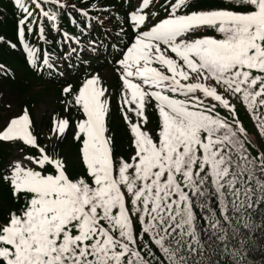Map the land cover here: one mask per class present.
<instances>
[{
    "label": "snow or ice",
    "instance_id": "6c2138e0",
    "mask_svg": "<svg viewBox=\"0 0 264 264\" xmlns=\"http://www.w3.org/2000/svg\"><path fill=\"white\" fill-rule=\"evenodd\" d=\"M12 3L17 40L0 42L66 86L48 133L27 108L0 120V264H264V0Z\"/></svg>",
    "mask_w": 264,
    "mask_h": 264
},
{
    "label": "trees",
    "instance_id": "16d2710c",
    "mask_svg": "<svg viewBox=\"0 0 264 264\" xmlns=\"http://www.w3.org/2000/svg\"><path fill=\"white\" fill-rule=\"evenodd\" d=\"M21 13L13 5L12 0H0V38H3L4 41L11 40L16 42V21ZM64 27L72 32L74 29L67 27V21L64 22ZM0 64L4 65L10 73H15L14 78L11 75L5 76L0 73V83L8 84L10 89L18 95L20 101L24 107H26L31 115L33 116V111L37 103L40 101V98L43 95H52L53 101L55 103L53 116H59L62 114L63 106L60 101L61 90L57 87H51L48 84H45V89L37 90L38 83H43V80L38 77L29 74L28 70L25 67L24 59L21 57L19 50L13 51L6 44L0 42ZM73 79V86L77 87L79 80ZM112 87L116 90L113 95V100L111 101V117H110V129L111 134L114 137L115 151L118 156L128 157L129 148L126 146L128 144V134L125 131V126L121 121V117L118 115V89L119 84L117 78L114 79ZM235 102V101H234ZM237 109L240 114V118L243 121L245 127L250 134L254 131V124L251 119L247 116L246 111L243 107L237 104ZM152 124L155 126L158 123V117L152 115ZM43 126L47 127V132H49L52 124V117L45 118L42 121ZM71 136V133H69ZM41 143H44L43 137H41ZM60 152H67L69 158L74 162L76 149L69 140H65L64 143L60 144L58 149ZM12 153V148L8 144L0 143V161L8 158ZM255 155V153H253ZM264 179V177H262ZM7 192L0 187V217L3 216L4 207L8 204L7 202Z\"/></svg>",
    "mask_w": 264,
    "mask_h": 264
},
{
    "label": "rangeland",
    "instance_id": "374dc122",
    "mask_svg": "<svg viewBox=\"0 0 264 264\" xmlns=\"http://www.w3.org/2000/svg\"><path fill=\"white\" fill-rule=\"evenodd\" d=\"M101 77L104 78L110 85L115 75H112V70L107 69L101 72ZM39 90V88H37ZM55 103L52 95H43L40 101L34 108V122L37 129L44 132V126L42 121L46 117L47 119L54 110ZM22 101L18 98L14 92H12L7 85H0V120H6L9 117L20 114L22 110ZM42 124V125H41ZM45 133V132H44Z\"/></svg>",
    "mask_w": 264,
    "mask_h": 264
},
{
    "label": "clouds",
    "instance_id": "9594fccd",
    "mask_svg": "<svg viewBox=\"0 0 264 264\" xmlns=\"http://www.w3.org/2000/svg\"><path fill=\"white\" fill-rule=\"evenodd\" d=\"M3 84H5V83H2V85H3ZM5 85H7V86H8V84H5ZM37 87H38L39 89H42V90H44V89H45V87H42V85H41V84H39V83H38V86H37ZM8 88L10 89V87H9V86H8ZM10 90H11V89H10ZM11 91H12V90H11ZM12 92H13V91H12ZM15 94H16V93H15ZM114 94H115V92H114ZM114 94H113V95H114ZM16 95H17V94H16ZM22 106H23V104H22ZM22 108L24 109V108H26V107H24V106H23ZM53 113H54V110H53V112H52V114H51L50 116H53ZM33 119H34V111H33Z\"/></svg>",
    "mask_w": 264,
    "mask_h": 264
}]
</instances>
